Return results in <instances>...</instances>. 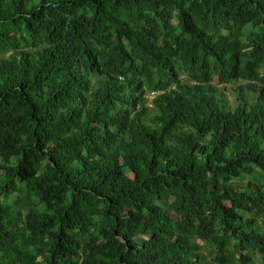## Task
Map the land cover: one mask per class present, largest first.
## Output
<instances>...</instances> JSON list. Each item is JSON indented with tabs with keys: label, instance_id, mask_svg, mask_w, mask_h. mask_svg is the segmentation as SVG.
<instances>
[{
	"label": "trees",
	"instance_id": "16d2710c",
	"mask_svg": "<svg viewBox=\"0 0 264 264\" xmlns=\"http://www.w3.org/2000/svg\"><path fill=\"white\" fill-rule=\"evenodd\" d=\"M0 264H264V0H0Z\"/></svg>",
	"mask_w": 264,
	"mask_h": 264
},
{
	"label": "rangeland",
	"instance_id": "374dc122",
	"mask_svg": "<svg viewBox=\"0 0 264 264\" xmlns=\"http://www.w3.org/2000/svg\"><path fill=\"white\" fill-rule=\"evenodd\" d=\"M218 87L220 89H224L226 94H227V98L229 99L230 103H234L235 101V97H233L232 94V90H231V86H226V85H218Z\"/></svg>",
	"mask_w": 264,
	"mask_h": 264
}]
</instances>
